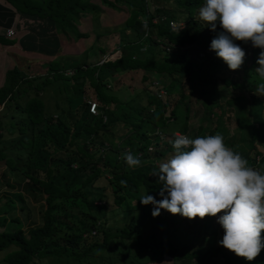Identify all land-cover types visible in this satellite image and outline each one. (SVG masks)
<instances>
[{
    "label": "trees",
    "instance_id": "16d2710c",
    "mask_svg": "<svg viewBox=\"0 0 264 264\" xmlns=\"http://www.w3.org/2000/svg\"><path fill=\"white\" fill-rule=\"evenodd\" d=\"M3 1L18 14V24L29 27L25 33L27 37L30 35V41L19 42L22 50L32 47V41L37 45L38 31L31 28L35 21L42 23L37 24L42 26L39 32L49 25L62 28L69 24L70 17L90 10L85 9L84 0ZM97 1L111 6L125 2L129 6L124 27L130 26L135 36L118 42L116 48L121 49L118 57L93 63H86L84 56L50 58L60 48L49 53L46 45L39 54V58L48 57L43 72L30 74L12 64L6 65L0 75V137L5 134L9 139V143L0 144V159L9 171L26 177L23 185L28 196L44 202L41 222L29 226L26 232L20 226L0 230V249L5 248L3 258L8 264H37L51 258H58L51 264H120L111 254H121V264H166L165 257L171 260L167 264H264V248L254 260L247 261L220 244L199 251L191 244L192 240L174 245L167 235L168 224L156 220L151 226L153 233L141 238L143 215L153 208L139 201L145 189L147 195L162 199L158 194V177L151 173L158 168L157 161L171 158L170 141L176 132L185 135L187 113L181 115L179 109L185 89L190 93L197 89L198 106L203 105L212 113L197 127L208 126L209 135L219 134L224 138L229 126L227 114L239 112L232 106L235 98L230 94L236 91L243 97L245 90L254 91L259 82L255 68L259 66L256 61L261 49L252 47L251 41L234 40L240 47L249 46L250 55L246 56L249 62L242 63L237 70L221 63L215 52L209 50L211 40L222 30L219 22L213 32L198 16L205 0ZM147 2L152 10L147 8ZM165 18L182 23L169 26ZM18 40L0 35L1 46H10ZM129 68L157 72L167 80L147 82L140 93L120 99L106 88L105 78ZM193 78L196 82L191 84ZM68 80L75 83L72 97H66L67 105L56 104L52 112H47L41 94L48 87H56L57 92L67 91ZM221 96H226L225 104L221 103ZM92 101L105 109L97 106V112H91L88 106ZM245 101L247 105L250 100L247 102L245 98ZM110 103L113 106L107 108ZM252 112L249 135L240 130L236 140L224 143L238 153L241 145L247 144L248 150L242 154L247 166L264 173V153H259L262 149L255 144L260 142L264 147V118L257 117L255 110ZM113 137L123 139L124 144L111 145ZM47 146L67 150L68 154L61 160L55 156L56 150H47ZM125 152L139 156L142 166L129 168L122 158ZM132 195L135 198L131 206L140 208L138 225L134 219L128 226L106 228L107 208L120 207ZM95 200L110 205L104 204L101 210L94 204ZM10 207L13 209L12 204ZM222 214L215 216L214 227L207 216L193 218L197 225L192 233L201 235L220 229L223 238L224 230L217 223ZM10 219L19 223L15 215ZM261 235L264 241V232ZM127 237L138 250L132 252L124 246ZM115 238L122 239L124 247Z\"/></svg>",
    "mask_w": 264,
    "mask_h": 264
},
{
    "label": "rangeland",
    "instance_id": "374dc122",
    "mask_svg": "<svg viewBox=\"0 0 264 264\" xmlns=\"http://www.w3.org/2000/svg\"><path fill=\"white\" fill-rule=\"evenodd\" d=\"M86 4L85 13H81L78 17H70L71 21L66 26L67 32L64 36L65 43L63 44L60 55L68 57L70 59H78L84 56L86 63L99 62L106 55L112 53V58L117 57L120 54L121 49L116 48L118 42H123L128 40L130 37L135 36L134 30L129 27H124L125 25V17L128 14L129 6L125 2H117L114 6H111L107 3H101L97 0H84ZM152 1V0H149ZM148 3V2H147ZM151 3L147 4V8L152 10L150 7ZM7 3H4L3 0H0V30H2L3 34L8 25L12 24V19L9 14H11L12 8L7 6ZM9 10V11H8ZM92 10V11H91ZM8 11V13H6ZM177 23H182L181 20H178ZM57 26V25H56ZM12 27V26H8ZM29 27L26 24L21 26V29L15 28L13 34L10 37L18 36L21 32H27L26 30ZM60 30V29H59ZM114 47L116 49H114ZM112 51H108L112 49ZM245 52V57L243 63L247 64L249 62L247 55L249 53V46L244 45L241 47ZM18 47H12L11 49L6 46L3 47L0 45V74L3 71V68L7 66H11L12 64H17L19 68L23 71L35 74L43 72L45 66L48 62L44 59L35 60L33 59L38 54H40V50L37 47H29L23 52ZM42 51V50H41ZM216 56V54H215ZM216 58L223 63L224 61L216 56ZM72 61V60H70ZM242 66V65H241ZM240 66V67H241ZM70 72V71H69ZM145 74V78L142 79L141 75ZM195 78V77H194ZM193 78L192 82H196V79ZM108 85L106 88L109 91L115 93L120 99L132 98L136 94L140 93L141 90L145 87L147 82L155 83V81L163 82L167 80L165 75H160L157 72H153L150 70H139L137 68H129L125 70H118L112 74H109L105 78ZM75 83V82H73ZM72 80H68L66 84L67 91L63 92L62 89L57 92V89L48 87L41 94L42 99L45 104V110L47 112H52L54 108H56V104L65 106L67 105L66 97H72ZM189 83V82H188ZM163 93V91L161 92ZM182 99L179 103V109L181 115L185 112L187 113V130L184 133L186 136L195 139L197 136L203 137L209 135L208 126H203L199 129L197 126L202 120L207 119V114L212 115V113L208 112L204 106H198L200 100L197 99V89L194 93H190L189 89H185L183 92ZM230 95L235 98L234 104L232 106L236 107L240 112L228 113L229 115V126L228 132L224 137V142L236 140L239 134V131H244L247 136L249 135V131L251 129L252 123L250 121V117L253 115V110L258 113L259 118H264V96H257L253 94V90H245L243 92V97L239 96L236 91H233ZM221 103L225 104L226 96H221ZM225 97V98H224ZM245 98L250 100L247 105ZM91 101V99H90ZM72 103L73 99H72ZM258 104V105H256ZM245 105L243 108L242 106ZM99 106L103 108L104 106H100L99 103L95 101V108ZM112 103L107 105V108L112 107ZM224 106V105H223ZM98 109V108H97ZM105 109V107H104ZM246 110H249L245 112ZM99 111V110H98ZM97 112V110H96ZM225 115V114H223ZM212 118V116H211ZM244 135V134H243ZM0 144L4 145L9 143V139L4 136L0 137ZM119 137H113L111 141V145L116 144L117 146H122L124 144V140ZM159 143V142H157ZM257 147L262 149L259 153H264V147H262V143L256 142ZM152 145V144H151ZM46 146V145H45ZM116 146V147H117ZM241 151L239 154L245 155L247 152V144L239 148ZM47 150H56L50 146H47ZM68 151L56 150L55 156L64 160ZM257 156L259 154L257 153ZM243 157V156H242ZM168 159H161L157 161V165L159 166L161 163L166 162ZM262 167V163L260 168ZM106 176H110L107 172L103 173ZM26 177L22 176L21 173L9 171L7 167L4 165L2 159H0V230L5 229H13L17 226H20L24 232L29 226L38 224L41 222V211L44 206V202L42 199L34 200L31 195L29 196L25 193L24 190V181ZM71 185V184H70ZM72 186V185H71ZM75 185H73L74 187ZM70 188V187H68ZM167 195V193H165ZM135 195H132L130 198H127L126 201L121 203L120 207L115 208H107V219H106V228H110L113 230L115 227L118 229L123 225L128 226L131 220H136L135 225H138V216L140 215L139 206H131L134 203ZM159 201V198H155ZM76 202L81 204V201L76 198ZM12 204L13 209L10 210V205ZM94 204L101 210H103V206H108L110 204L103 203L101 200H95ZM126 206V207H124ZM153 208V205H151ZM124 212H123V211ZM152 211L144 216V220L142 221L143 231L141 234V238H145L148 234L153 233L151 226L154 224V220L156 223L168 224L167 226V235L169 236L170 241L174 243V245H178L177 243L188 242L192 240L191 244L193 247H196L197 251L203 250L209 245L217 246L219 245V241L221 240L223 232L220 229H213L214 231L210 233H205L201 235H194L192 231L196 228L197 223L192 219L184 220L180 214H171L165 209L160 210V214L156 217L152 216ZM15 215L19 219V223L11 220V216ZM209 220H211L212 227L216 223L215 217L207 216ZM155 233H157L155 231ZM118 242L119 246L121 245V240L119 238H115ZM124 246L128 247V250L135 252L138 250V246L134 244L130 237H127L123 240ZM123 246V247H124ZM5 248L0 249V264H8L7 261L3 258V253ZM111 257L116 260L118 263H122L121 254H111ZM129 259V257H127ZM52 261H58L57 259L51 258L50 260H43L37 264H51ZM164 263H170L171 260L168 258L163 259ZM60 264V262L54 263ZM66 264V263H62ZM67 264H74L73 262H69ZM152 264V262L146 263Z\"/></svg>",
    "mask_w": 264,
    "mask_h": 264
},
{
    "label": "clouds",
    "instance_id": "9594fccd",
    "mask_svg": "<svg viewBox=\"0 0 264 264\" xmlns=\"http://www.w3.org/2000/svg\"><path fill=\"white\" fill-rule=\"evenodd\" d=\"M198 16L213 32L219 22L222 30L209 50L230 70L239 69L245 57L234 40L251 41L252 47L261 49L255 68L259 82L253 94L264 96V0H205ZM93 103L88 109L95 113ZM170 143L171 158L151 173L158 177L162 199L157 201L145 189L140 203L153 205V217L161 209L189 220L223 213L217 219L224 230L218 243L238 257L254 260L264 248V173L247 166V160L227 147L219 134L192 139L176 132ZM122 158L129 168L142 166L141 158L132 152Z\"/></svg>",
    "mask_w": 264,
    "mask_h": 264
},
{
    "label": "crops",
    "instance_id": "0c3cea01",
    "mask_svg": "<svg viewBox=\"0 0 264 264\" xmlns=\"http://www.w3.org/2000/svg\"><path fill=\"white\" fill-rule=\"evenodd\" d=\"M4 2V1H3ZM5 3V2H4ZM7 6H9V7H11L9 4L7 5ZM12 8V7H11ZM9 11V10H8ZM8 11H6V13H8ZM79 14H81V13H78V15ZM83 14V13H82ZM8 16H10V18L12 19V24L11 25H8V26H12L13 28H14V30H15V28H17V29H21V26L22 25H20V24H18L19 22H18V14L15 12V10L12 8V11H11V14H9ZM76 17H78L77 15H76ZM36 22V21H35ZM33 23V26L31 27V28H33L34 27V29H36L38 32H39V30H40V28L42 27H40L39 25H37V24H42V23ZM7 26V27H8ZM44 26V25H43ZM67 26V25H66ZM65 25H64V27H60V26H48V27H46L45 29V31H43V30H41V32H37V37H38V42L36 43L37 45H34V43H35V41H32V47H37V48H39V50H42L43 51V48L46 46V45H48V51H46V52H49V53H53V52H57V50H58V48H60V51H61V48H62V46H63V44L65 43V38H64V36H65V34L66 33H68L67 32V28L68 27H66ZM38 28V29H37ZM60 29V30H59ZM3 31L2 30H0V35H2L3 33H2ZM67 35V34H66ZM16 38H19V40L17 41V42H14L12 45H10V46H6L7 48H9V49H11L12 47H18V48H20V46H19V42L21 43L22 41H26V42H29L30 41V35H29V37H27V35H26V33L25 32H21L18 36H15ZM5 46H3V47H5ZM55 48V49H54ZM20 52H23L22 50H19ZM60 51L59 52H57V53H54L53 54V56L52 55H50V58H52V57H54V58H64L65 56H63V55H60ZM0 53H1V51H0ZM2 56H0V58H1ZM38 58H39V54L36 56V57H34L33 59H35V60H38ZM39 59H44V60H46L47 62H48V57L47 58H39ZM3 70H4V68H3ZM3 72V71H2ZM2 74V73H1ZM0 74V75H1Z\"/></svg>",
    "mask_w": 264,
    "mask_h": 264
},
{
    "label": "built area",
    "instance_id": "2783aa9c",
    "mask_svg": "<svg viewBox=\"0 0 264 264\" xmlns=\"http://www.w3.org/2000/svg\"><path fill=\"white\" fill-rule=\"evenodd\" d=\"M166 19V23H167V25H169V26H173L174 24L175 25H181V23H177V22H173V21H171V20H168L167 18H165ZM153 20H155V17H153ZM14 28L13 27H7L6 28V30H5V35H7V36H10L11 34H13L14 33ZM112 57V53L110 54H108V55H106L102 60H106V59H108V58H111ZM101 61V60H100ZM155 83H157L156 81H155ZM106 85H108V83L106 84ZM161 90V89H160ZM95 103H93V105L91 106V110L92 111H95ZM91 232H94V230L92 229L91 230Z\"/></svg>",
    "mask_w": 264,
    "mask_h": 264
}]
</instances>
